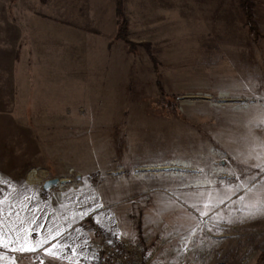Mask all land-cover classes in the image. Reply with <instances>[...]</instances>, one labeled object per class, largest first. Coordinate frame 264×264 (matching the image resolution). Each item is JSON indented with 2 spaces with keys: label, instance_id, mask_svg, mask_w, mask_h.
I'll return each mask as SVG.
<instances>
[{
  "label": "rangeland",
  "instance_id": "1",
  "mask_svg": "<svg viewBox=\"0 0 264 264\" xmlns=\"http://www.w3.org/2000/svg\"><path fill=\"white\" fill-rule=\"evenodd\" d=\"M253 1L259 38L236 0H125L131 45L116 36L115 0H0L9 256L114 264L102 233L143 246L149 264H264V0Z\"/></svg>",
  "mask_w": 264,
  "mask_h": 264
},
{
  "label": "trees",
  "instance_id": "2",
  "mask_svg": "<svg viewBox=\"0 0 264 264\" xmlns=\"http://www.w3.org/2000/svg\"><path fill=\"white\" fill-rule=\"evenodd\" d=\"M241 8L242 18L244 20V24L247 26V29L250 34L254 36V38L263 37L261 30L257 24V20L255 18V13L253 9L254 1L253 0H236ZM125 0H115L116 3V16H117V38L134 45L133 42L128 37V20L126 18L125 9H124ZM162 97L167 99L165 101L166 107H170V104L174 105L171 100L175 99V97H168L166 93L163 92L161 87ZM168 103V104H167ZM256 264H262V261L259 260Z\"/></svg>",
  "mask_w": 264,
  "mask_h": 264
},
{
  "label": "built area",
  "instance_id": "3",
  "mask_svg": "<svg viewBox=\"0 0 264 264\" xmlns=\"http://www.w3.org/2000/svg\"><path fill=\"white\" fill-rule=\"evenodd\" d=\"M98 248L108 256L114 264H149L150 255L144 254L143 246L133 248L115 243L105 234H99Z\"/></svg>",
  "mask_w": 264,
  "mask_h": 264
},
{
  "label": "crops",
  "instance_id": "4",
  "mask_svg": "<svg viewBox=\"0 0 264 264\" xmlns=\"http://www.w3.org/2000/svg\"><path fill=\"white\" fill-rule=\"evenodd\" d=\"M35 35V30H29L28 29L25 31L24 29L21 30V32H19V37L24 39L25 37H29V36H34ZM5 195V200L7 195ZM10 238L9 236H5V237H1L0 238V245L4 244V245H10L12 244L11 242H13L12 240H6ZM0 246V264H18L11 256H9L6 252H8V249L6 247Z\"/></svg>",
  "mask_w": 264,
  "mask_h": 264
},
{
  "label": "water",
  "instance_id": "5",
  "mask_svg": "<svg viewBox=\"0 0 264 264\" xmlns=\"http://www.w3.org/2000/svg\"><path fill=\"white\" fill-rule=\"evenodd\" d=\"M60 181V178L55 177V178H51V179H47L45 180V182L43 183V187L45 189L51 187L52 185L57 184Z\"/></svg>",
  "mask_w": 264,
  "mask_h": 264
},
{
  "label": "snow or ice",
  "instance_id": "6",
  "mask_svg": "<svg viewBox=\"0 0 264 264\" xmlns=\"http://www.w3.org/2000/svg\"><path fill=\"white\" fill-rule=\"evenodd\" d=\"M204 215H208V213H203ZM218 222V221H217ZM38 243H42V242H38ZM20 252H28V251H36V248H27V247H21L19 249Z\"/></svg>",
  "mask_w": 264,
  "mask_h": 264
}]
</instances>
